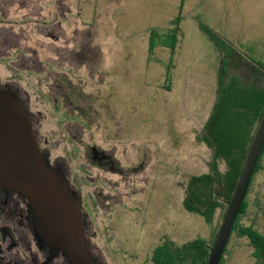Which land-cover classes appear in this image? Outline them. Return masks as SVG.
Returning <instances> with one entry per match:
<instances>
[{"label": "rangeland", "instance_id": "obj_1", "mask_svg": "<svg viewBox=\"0 0 264 264\" xmlns=\"http://www.w3.org/2000/svg\"><path fill=\"white\" fill-rule=\"evenodd\" d=\"M221 1L0 0V89L22 101L50 170L73 184L93 264H154L162 243L210 242L222 220L223 209L208 225L183 207L190 176L207 172L193 130L215 98L209 45L189 16L232 18L233 0ZM234 1L245 19L231 22L235 46L248 54L244 41L264 29V0ZM87 148L99 153L97 166ZM246 202L243 223L264 235V155ZM226 249V264H259L245 237L233 235ZM50 254L27 202L0 186V264H73Z\"/></svg>", "mask_w": 264, "mask_h": 264}, {"label": "water", "instance_id": "obj_2", "mask_svg": "<svg viewBox=\"0 0 264 264\" xmlns=\"http://www.w3.org/2000/svg\"><path fill=\"white\" fill-rule=\"evenodd\" d=\"M264 145V110L205 264H219ZM0 186L16 192L31 215L39 243L50 255L64 252L73 264H93L79 203L61 172L51 171L32 131L29 113L15 94L0 89Z\"/></svg>", "mask_w": 264, "mask_h": 264}, {"label": "trees", "instance_id": "obj_3", "mask_svg": "<svg viewBox=\"0 0 264 264\" xmlns=\"http://www.w3.org/2000/svg\"><path fill=\"white\" fill-rule=\"evenodd\" d=\"M202 27L222 56L219 71L221 78L218 82L216 102L207 121L196 134V140L204 144L208 150V158L204 162L207 172L189 178L184 189L183 207L187 212L203 217L210 225L216 210L223 209L221 218L223 217L225 206L231 198L246 152L264 110V99L261 103L256 102L252 84L235 78H230L226 82L225 77L228 72L225 71V67L228 65L227 58H231L228 52L230 47L224 38L214 34L206 26ZM176 43L177 40L173 41L174 45ZM174 45H170L171 50L174 49ZM263 155L264 145L249 186L260 167V159ZM247 206L245 196L230 238L233 235L237 238H247L249 245L254 249L253 257L259 261V264H264V235L258 233L253 225L243 223L244 218L248 219ZM216 232L217 230L210 242L197 238L181 247L164 242L154 250L152 262L205 264ZM226 251L225 248L219 264H226L224 259Z\"/></svg>", "mask_w": 264, "mask_h": 264}, {"label": "crops", "instance_id": "obj_4", "mask_svg": "<svg viewBox=\"0 0 264 264\" xmlns=\"http://www.w3.org/2000/svg\"><path fill=\"white\" fill-rule=\"evenodd\" d=\"M198 1L199 0H197V2ZM225 1L227 2V0H222L221 3L225 4ZM237 6H238L237 2H235L233 0L232 7H233L234 11L232 14V18L228 12H226V13L222 12L219 19H217V21H214L213 19L208 21L209 17H206V16H203V18H202L203 21L200 20L198 18V16H191L190 15L189 17L191 19L195 20L197 23H200L201 25H204V24H206V26L208 25V27H210L211 29L218 32V34H221L222 38H224L226 40V43H228V45L230 47V50L228 52L231 55V58L230 59L227 58V60H226V62H228V65L225 67V71L228 72V75L225 77L226 82L230 78H233V79L235 78L238 80H242V82L244 81L245 83L254 85V91L253 92L256 96V102L261 103L264 99V29H262L258 35H257V33L259 31H257V29H256L254 36L250 37L247 41H244V42H246V45L248 46L247 50H245L246 53H248V54H245L242 50L237 48L235 46V42L237 41V38H235V35L232 33L231 22L235 23L236 28L239 27V24L241 27H243L244 22H245V19L244 20L242 19V21L240 23V19L238 18V14L236 12ZM204 21H206V22H204ZM199 25H192V27L196 31V35L199 36L200 39H203V41L209 45V51H208L209 56H208L207 63H206V66H207L206 69L210 73V75L208 74L209 79H210V83L214 87L215 98H214V102L211 106V109H212V107H213V105L216 102V99L218 97V90L217 89H218V82L220 81V78H221L219 71H220L222 56L220 54L218 47H216V45L210 40V38H208L205 33H201V31L197 29V27L199 28ZM228 32H230L228 34V36L231 35L230 37L226 36ZM179 37L180 38L177 39L176 47H174L173 50L170 49L172 51V55H173L172 57H174L177 54L178 45L181 43V39H183L182 33H179ZM256 48H259V49L257 50ZM169 60H170V58H169ZM172 66L173 65H171L170 67H172ZM174 68H175V66H173V69ZM185 76H186L185 85H187V82H189V85H193V82H190V80H193L194 77H192L188 73H186ZM164 79H165V82H167L166 86H164V87L167 91H170V89H171L170 88V85H171L170 79H172V76L170 75V73H167L164 75ZM202 84H204V83H202ZM190 95H193V94H190ZM195 101L201 102V101H203V99L202 98H196ZM211 109L208 113H206V111L204 112L205 114L203 113L204 118L203 117L202 118L204 120V123L200 126L198 125L197 128L195 130H193L195 140H196L197 132L199 131V129H201L203 127V125L207 121V119L210 115ZM204 147H205V149L207 151V155H208V150H207L205 145H204ZM205 160L203 161V163L205 162ZM204 165H205V163H204ZM203 239H205V238H203ZM205 240H207V239H205Z\"/></svg>", "mask_w": 264, "mask_h": 264}, {"label": "flooded vegetation", "instance_id": "obj_5", "mask_svg": "<svg viewBox=\"0 0 264 264\" xmlns=\"http://www.w3.org/2000/svg\"><path fill=\"white\" fill-rule=\"evenodd\" d=\"M87 150H88V152H89V154H90V159H91V161L94 163V165L95 166H97L98 165V163H97V158L99 157L98 155H99V153L95 150V148L93 149H89V148H87ZM53 170H55L54 168H53ZM68 179V178H67ZM68 181H69V185H70V187L71 186H73V184H71L70 183V179H68ZM253 182V181H252ZM252 185V184H251ZM251 185L248 187V191H247V194H246V197H247V195L249 194V191H250V188H251ZM72 188V187H71ZM73 192H74V190H72ZM75 193V192H74ZM258 199H256V200H254L255 201V205H256V202H258L257 201ZM248 210V206H247V208H246V211ZM243 220H247L248 221V219H246V218H244ZM244 222V221H243ZM259 233V232H258ZM261 234V233H260ZM261 235H263V234H261ZM249 242V241H248ZM252 253H254V249L252 250Z\"/></svg>", "mask_w": 264, "mask_h": 264}]
</instances>
